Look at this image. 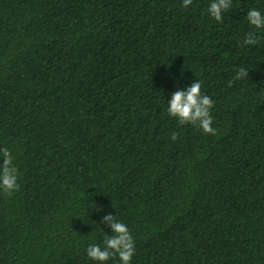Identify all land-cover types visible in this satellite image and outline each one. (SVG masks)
I'll return each instance as SVG.
<instances>
[{"label": "trees", "instance_id": "16d2710c", "mask_svg": "<svg viewBox=\"0 0 264 264\" xmlns=\"http://www.w3.org/2000/svg\"><path fill=\"white\" fill-rule=\"evenodd\" d=\"M210 2L0 0V264H97L108 213L131 264H264V0ZM196 81L215 135L167 113Z\"/></svg>", "mask_w": 264, "mask_h": 264}, {"label": "clouds", "instance_id": "9594fccd", "mask_svg": "<svg viewBox=\"0 0 264 264\" xmlns=\"http://www.w3.org/2000/svg\"><path fill=\"white\" fill-rule=\"evenodd\" d=\"M185 8L189 7L193 0H182ZM233 6V0H211L207 12L216 21H222L224 14ZM247 21L254 29H264V13L256 8L247 12ZM258 43L257 33L249 32L242 46L255 45ZM249 71L241 67L235 77V80L248 77ZM234 81L229 82V87ZM214 107V101L202 93V84L199 81L193 82L186 90H177L168 100L167 113L175 118L180 126L192 125L205 134L215 135L216 129L212 127L213 118L211 110ZM171 140L178 139V133L172 132ZM0 157L3 163L0 164V192L11 196L19 191L18 168L14 164V156L8 148L0 149ZM102 223L109 226L112 235L104 233L103 247L99 244L90 245L87 248L89 259L96 261L97 264H107L111 259L119 258L120 264H131L135 255V240L127 225L117 219V216L108 213L103 216Z\"/></svg>", "mask_w": 264, "mask_h": 264}]
</instances>
